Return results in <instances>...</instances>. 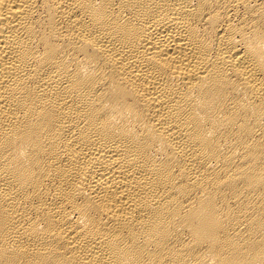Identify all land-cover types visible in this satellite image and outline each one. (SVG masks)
<instances>
[{"label":"bare ground","instance_id":"bare-ground-1","mask_svg":"<svg viewBox=\"0 0 264 264\" xmlns=\"http://www.w3.org/2000/svg\"><path fill=\"white\" fill-rule=\"evenodd\" d=\"M0 264H264V0H0Z\"/></svg>","mask_w":264,"mask_h":264}]
</instances>
